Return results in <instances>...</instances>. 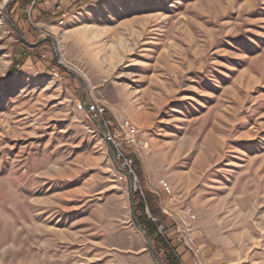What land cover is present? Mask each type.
<instances>
[{"label": "rangeland", "instance_id": "1", "mask_svg": "<svg viewBox=\"0 0 264 264\" xmlns=\"http://www.w3.org/2000/svg\"><path fill=\"white\" fill-rule=\"evenodd\" d=\"M89 96L147 218L264 264V0H0V264H158Z\"/></svg>", "mask_w": 264, "mask_h": 264}, {"label": "built area", "instance_id": "2", "mask_svg": "<svg viewBox=\"0 0 264 264\" xmlns=\"http://www.w3.org/2000/svg\"><path fill=\"white\" fill-rule=\"evenodd\" d=\"M54 75H57L58 78H61L60 72L56 69H54L53 71ZM80 107L86 109V111L88 112V114H90L94 119L98 120L105 128H106V135H107V139L110 142V144L112 145L113 149H114V153H115V159L118 161V167L120 170H125L127 171L129 174L132 175L133 179H134V189L136 192H139L137 190V186H136V175L135 172L133 170V160L132 158H130L129 156L126 155L123 145L119 140V136L116 132H114V127H115V123H114V119L108 115V108L107 106L101 102L100 99L94 97V96H89V98L85 101H82V103H80ZM121 121H125L123 119V116L119 117V123H120V128H121ZM127 141L131 144H136V145H142L143 142L140 140L139 136H138V132H135L132 130L131 125H130V131H127ZM118 137V139H117ZM121 179H126L127 176L124 173H121ZM164 184V188L169 191V186L166 183L165 180L161 181ZM140 193L142 194L143 192L140 191ZM164 210V209H163ZM186 212V218H180L178 222V231H180L178 234L179 236H177L174 240H171L172 238L170 237V235L168 234V228L163 225L162 223H160L156 218H153V216H151L150 214L148 215L152 221L154 223H156L157 225V229H158V235L162 236L167 245L169 246V248L173 251V253L179 258L181 264H187L183 258L181 256H179L177 254L176 248H175V243H179L182 244L183 246H187L192 252V257L195 261V264H217V263H213L207 259H204L199 251V249L197 247H195V244L193 243V241L191 239H189L187 241V238L183 235V233H189L191 228V222L196 220V215L194 214V212L192 211L191 208H186L185 210ZM166 248L165 247H161L159 249V254L161 256L166 255Z\"/></svg>", "mask_w": 264, "mask_h": 264}, {"label": "trees", "instance_id": "3", "mask_svg": "<svg viewBox=\"0 0 264 264\" xmlns=\"http://www.w3.org/2000/svg\"><path fill=\"white\" fill-rule=\"evenodd\" d=\"M144 194V195H143ZM141 194L140 192H136L134 195L135 199V213L137 219L146 226L148 230L149 237L154 239L155 242V249L159 252L161 247L166 248V255L162 256V260L164 264H181L179 258L173 253V251L167 245L165 239L162 236H159L158 229L156 223H154L150 218L145 216L148 198L145 193Z\"/></svg>", "mask_w": 264, "mask_h": 264}, {"label": "water", "instance_id": "4", "mask_svg": "<svg viewBox=\"0 0 264 264\" xmlns=\"http://www.w3.org/2000/svg\"><path fill=\"white\" fill-rule=\"evenodd\" d=\"M13 1H15V0H12V2H13ZM8 5H9V4H7L6 9H8ZM7 13H8V10H7ZM51 40H52V39H51ZM52 42H53V41H52ZM72 74H73L74 76L79 77L78 75L74 74L73 72H72ZM83 101H85V98H83ZM89 115H90V114H89ZM90 118H91V120L94 122V124H95L96 126H98V127L101 129L102 134H103L104 136H106V132H107V131H106V128H105V127H104V126H103L98 120L94 119L91 115H90ZM110 149H111V152H112L113 159L116 161V159H115V153H114V149H113L112 145H110ZM121 171H122V173H124V174L128 177L129 182H130V202H131V208H132V217H133V221H134L135 225L137 226V228H139V229L141 230V232L143 233V235H144V237H145V239H146V241H147V243H148L149 248H150L151 251L153 252V255H154V257H155L157 263H158V264H164L161 255H160L159 252L155 249V247L153 246V244H152V242H151V238H150L149 235H148V230H147L146 226H144V225H143V224L137 219V217H136V213H135L136 208H135V199H134V195H135L136 191H135V189H134V179H133L132 175L129 174L127 171H125V170H121Z\"/></svg>", "mask_w": 264, "mask_h": 264}, {"label": "crops", "instance_id": "5", "mask_svg": "<svg viewBox=\"0 0 264 264\" xmlns=\"http://www.w3.org/2000/svg\"><path fill=\"white\" fill-rule=\"evenodd\" d=\"M175 248L177 251V254L179 256H181L183 258V260L187 263V264H195V261L192 257V254L188 253V251L185 250V248L183 247L182 244L179 243H175Z\"/></svg>", "mask_w": 264, "mask_h": 264}, {"label": "bare ground", "instance_id": "6", "mask_svg": "<svg viewBox=\"0 0 264 264\" xmlns=\"http://www.w3.org/2000/svg\"><path fill=\"white\" fill-rule=\"evenodd\" d=\"M105 137L107 138V135Z\"/></svg>", "mask_w": 264, "mask_h": 264}]
</instances>
